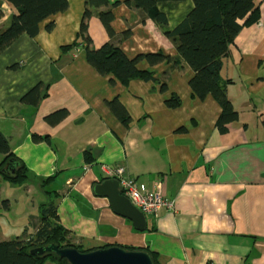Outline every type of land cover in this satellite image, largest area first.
I'll use <instances>...</instances> for the list:
<instances>
[{
	"label": "crops",
	"instance_id": "0c3cea01",
	"mask_svg": "<svg viewBox=\"0 0 264 264\" xmlns=\"http://www.w3.org/2000/svg\"><path fill=\"white\" fill-rule=\"evenodd\" d=\"M119 1L111 25L117 34L131 29L121 44L128 57L159 50L178 54L166 32L191 11L192 0L160 2L167 24ZM244 1L258 9L259 19L240 30L223 58L221 75L238 108V123L226 133L217 126L219 102L212 95L193 96L191 68L142 60L140 69L169 75L124 85L88 62L85 44L62 50L77 38L85 0H68V9L43 20L36 36L25 33L0 53V130L27 168L21 182L1 173L0 178L31 201L32 209L24 208L26 234L37 229L41 204L54 202L59 222L82 249L149 247L160 264H264V0ZM0 4L5 27L14 7ZM89 24L93 46L100 47L109 39L106 29L96 16ZM39 82L48 96L37 106L23 103ZM115 98L128 110L129 125L110 109L108 101ZM60 109L67 110L62 120L46 119ZM7 162L4 169L14 173ZM118 165L142 185L161 179L174 210L143 213V230L117 214L94 186L108 179L105 169ZM5 195L0 201L10 209L12 192Z\"/></svg>",
	"mask_w": 264,
	"mask_h": 264
},
{
	"label": "trees",
	"instance_id": "16d2710c",
	"mask_svg": "<svg viewBox=\"0 0 264 264\" xmlns=\"http://www.w3.org/2000/svg\"><path fill=\"white\" fill-rule=\"evenodd\" d=\"M0 1L8 2L14 7L7 26L0 25V53L25 33L31 37L36 36L43 20L66 11L69 6L68 0ZM165 1L184 0H125V3L138 10L143 18L151 17L158 24H167V15L158 6L160 2ZM192 1L191 11L172 30L166 32L167 37L177 48L178 54L175 56L159 50L139 53L133 58L128 57L121 44L131 35V29L117 34L111 25L114 19L113 8L120 4L119 0H85V10L77 38L72 44L62 46V50L77 48L81 43L85 44L88 62L101 75H112L124 85L133 79L158 82L165 80L169 75L168 70L160 77L156 76L153 70L140 69L138 63L142 60H146L152 66L166 62L171 63L173 67L183 66L182 70L191 68L194 74L189 84L193 96L204 99L212 95L219 102L222 111L217 120V126L221 133H226L231 124L238 123V108L228 97L227 81L221 75L223 58L228 54L240 30L259 19V12L251 3H246L244 0ZM3 16L4 10L0 4V20ZM92 16L99 18L109 36V39L100 47L93 46V39L89 32ZM52 26L53 23H48L46 27L50 30ZM18 67V64L12 66L14 69ZM110 80L112 83L115 82L113 78ZM46 96H48V87L39 82L22 96V102L37 106ZM108 105L124 125L130 124V114L118 98L108 101ZM66 115L67 110L60 109L48 115L46 119L50 122H58ZM34 138L50 142L49 137L42 138L34 135ZM0 154L3 155L0 162L2 176L12 183L23 181L27 176V168L13 154L9 139L1 130ZM10 159L15 160L11 164L16 169L14 173L4 169L6 162ZM48 192L51 193V191ZM51 243L59 247L74 246L80 251H86L81 248V245L73 243L70 230L59 222L57 205L54 202L41 204L38 226L33 233L23 232L14 238L0 241V264H46L47 260L56 264H68L65 258H60L55 253L42 255L31 253L33 248ZM126 248L148 251L154 264H160L157 254L149 247Z\"/></svg>",
	"mask_w": 264,
	"mask_h": 264
},
{
	"label": "water",
	"instance_id": "95a60500",
	"mask_svg": "<svg viewBox=\"0 0 264 264\" xmlns=\"http://www.w3.org/2000/svg\"><path fill=\"white\" fill-rule=\"evenodd\" d=\"M14 159L7 162L6 169L14 172L12 167ZM97 195L106 196L110 199L113 210L132 220L138 230L146 227V217L131 201L121 194L119 181L105 179L94 186ZM33 254L55 253L60 258H65L68 264H154L153 258L148 251L141 249H128L121 246H110L89 251H80L74 246L59 247L51 243L38 246L31 250Z\"/></svg>",
	"mask_w": 264,
	"mask_h": 264
},
{
	"label": "built area",
	"instance_id": "2783aa9c",
	"mask_svg": "<svg viewBox=\"0 0 264 264\" xmlns=\"http://www.w3.org/2000/svg\"><path fill=\"white\" fill-rule=\"evenodd\" d=\"M104 171L108 179L119 181L122 195L127 197L143 213L152 214L174 210V201L165 197L161 179H157L151 186H147L139 184L122 165Z\"/></svg>",
	"mask_w": 264,
	"mask_h": 264
},
{
	"label": "rangeland",
	"instance_id": "374dc122",
	"mask_svg": "<svg viewBox=\"0 0 264 264\" xmlns=\"http://www.w3.org/2000/svg\"><path fill=\"white\" fill-rule=\"evenodd\" d=\"M1 159H2V154H0V160ZM0 181L2 185V188H0V194L2 196L0 198H2V200L9 197V195H5L6 193H8L9 191L12 192V196L10 197L12 205L10 209L5 207V202L0 201V240H2V239L14 238L16 235H21L24 232L25 221H26V218L24 217L25 214L24 208L26 207L27 210H31L32 207L30 206L31 201L27 200L29 198L26 199L27 196L24 193H22L21 189L10 188V187H18L16 186V184H11L4 179H1ZM30 212L34 213V211H30ZM74 242L77 243V239H75ZM83 250L89 251V249H83Z\"/></svg>",
	"mask_w": 264,
	"mask_h": 264
}]
</instances>
